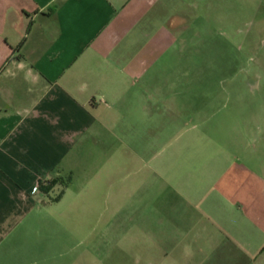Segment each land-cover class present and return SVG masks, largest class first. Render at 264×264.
<instances>
[{"label":"rangeland","instance_id":"1","mask_svg":"<svg viewBox=\"0 0 264 264\" xmlns=\"http://www.w3.org/2000/svg\"><path fill=\"white\" fill-rule=\"evenodd\" d=\"M156 4L174 34L157 109L127 115L125 161L102 170L95 157L57 181L31 214L29 258L12 263L251 264L207 259L169 219L186 204L178 193L199 203L231 189L242 206L264 205V0Z\"/></svg>","mask_w":264,"mask_h":264},{"label":"crops","instance_id":"2","mask_svg":"<svg viewBox=\"0 0 264 264\" xmlns=\"http://www.w3.org/2000/svg\"><path fill=\"white\" fill-rule=\"evenodd\" d=\"M157 1L0 0V264L29 258L31 214L56 187L42 186L95 157L102 170L125 161L127 115L157 109L159 55L174 47ZM234 193H178L173 237L210 260L264 264V205Z\"/></svg>","mask_w":264,"mask_h":264},{"label":"trees","instance_id":"3","mask_svg":"<svg viewBox=\"0 0 264 264\" xmlns=\"http://www.w3.org/2000/svg\"><path fill=\"white\" fill-rule=\"evenodd\" d=\"M57 183V181H52L51 183L48 184V186L44 187L42 186V191L49 193L51 190V186H54Z\"/></svg>","mask_w":264,"mask_h":264}]
</instances>
